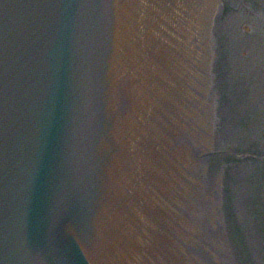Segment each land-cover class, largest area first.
Returning <instances> with one entry per match:
<instances>
[{
    "label": "water",
    "instance_id": "water-1",
    "mask_svg": "<svg viewBox=\"0 0 264 264\" xmlns=\"http://www.w3.org/2000/svg\"><path fill=\"white\" fill-rule=\"evenodd\" d=\"M172 5L0 0V264H157L140 219Z\"/></svg>",
    "mask_w": 264,
    "mask_h": 264
},
{
    "label": "rangeland",
    "instance_id": "rangeland-1",
    "mask_svg": "<svg viewBox=\"0 0 264 264\" xmlns=\"http://www.w3.org/2000/svg\"><path fill=\"white\" fill-rule=\"evenodd\" d=\"M215 2L205 90L192 62L195 34L173 33L183 48L176 45V61L179 51L186 58L171 84L170 124L188 220L182 250L186 264H264V0Z\"/></svg>",
    "mask_w": 264,
    "mask_h": 264
},
{
    "label": "bare ground",
    "instance_id": "bare-ground-1",
    "mask_svg": "<svg viewBox=\"0 0 264 264\" xmlns=\"http://www.w3.org/2000/svg\"><path fill=\"white\" fill-rule=\"evenodd\" d=\"M178 1H180V4L185 7V11L187 12L188 17L185 15L184 17H181L182 18L181 25L179 24V19L181 18L178 17V22H174L173 25L175 26L176 29L178 28V31H181L182 35L186 33V31L190 34H195L196 42L194 44L198 49L195 50V57L193 58L192 62L194 63V72L195 74L197 73V77L199 78V81L203 84V89L205 90L210 82V77H209L210 61L208 58V53L205 45H206V40H208L207 33L210 27L212 26L213 16H215L216 14L215 13L216 8L214 6L216 2L215 0H178ZM182 11H184V9ZM175 28L174 30L176 31ZM192 30L193 32L191 33ZM174 40L176 39L174 38ZM174 46L176 47V45ZM178 46L179 49H183L181 48L182 47L181 43H179ZM183 52L184 51H179V54L182 55V58L179 61L175 60L176 56L174 57L172 56L171 69L172 72L174 73L176 72L178 66H180L179 62L183 63L186 59V58L184 59L183 57V55H185V53ZM178 79H180V77ZM201 121L203 122V125H205L204 118H202ZM179 183L181 185V181H179Z\"/></svg>",
    "mask_w": 264,
    "mask_h": 264
}]
</instances>
